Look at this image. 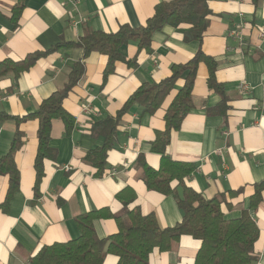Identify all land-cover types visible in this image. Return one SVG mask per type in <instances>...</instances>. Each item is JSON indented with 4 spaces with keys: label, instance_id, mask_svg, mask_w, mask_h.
Returning <instances> with one entry per match:
<instances>
[{
    "label": "crops",
    "instance_id": "obj_1",
    "mask_svg": "<svg viewBox=\"0 0 264 264\" xmlns=\"http://www.w3.org/2000/svg\"><path fill=\"white\" fill-rule=\"evenodd\" d=\"M17 1L0 0V62L21 61L58 43L76 41L90 30L115 32L123 24L144 25L158 3L170 0H25L15 26L12 15ZM209 6L210 24L201 43L185 40L187 24L166 26L153 34L149 50L139 49L138 41L129 42L123 54L128 60L136 58L137 66L118 60L106 77L108 56L96 51L89 54L85 74L64 100L75 126L67 134L64 122L53 120L50 146L55 157L44 161L38 187V120L19 125L12 119L0 121V158L10 150L16 130L23 134L15 153L19 186L7 204L10 177L0 175V264H30V257L44 245L79 235L76 216L101 208L119 213L126 200L130 208L154 213L161 228L181 222L179 182H172L175 194L148 189L139 156L147 165L160 167L162 156L153 151V141L165 129V113L184 85L186 73L154 114H143V108L134 104L123 115L103 176H95L97 169L84 157L104 143V137L91 134L95 120L116 115L141 84L169 77L174 64L188 62L199 48L217 61L215 76L224 91L221 94L209 85V67L200 62L193 108L181 127L172 131L166 154L196 165L185 178L187 186L207 198L226 193L222 209L228 218L239 217L249 208L255 184L264 180V0L257 7L253 0H211ZM237 25L243 30V41L230 34ZM82 56L80 47H62L37 60L19 77L11 73L2 77L0 113L24 116L34 111L64 87L70 67ZM242 83L250 90H243ZM86 105L91 108L85 110ZM114 169L116 174L111 175ZM239 189L238 194H229ZM250 213L259 227V238L254 246L256 260L249 264H264V190L258 207ZM95 228L100 237L118 231L113 218L96 220ZM201 244L191 235H182L170 250L154 249L149 264H195ZM118 260L117 255L107 254L103 264H118Z\"/></svg>",
    "mask_w": 264,
    "mask_h": 264
},
{
    "label": "trees",
    "instance_id": "obj_2",
    "mask_svg": "<svg viewBox=\"0 0 264 264\" xmlns=\"http://www.w3.org/2000/svg\"><path fill=\"white\" fill-rule=\"evenodd\" d=\"M24 1L18 0L13 10L12 20L15 21V26H18ZM210 1H162L155 6L154 15L144 25L133 27L123 24L115 32L90 30L76 41L58 43L45 51L29 54L21 61L5 59L0 62V79L10 73L19 77L37 60L57 49L80 47L83 51L82 58L70 67L68 81L64 87L45 98L34 111L24 116L0 113V121L12 119L17 125L30 119L39 122L38 150L35 160L36 187L43 176L44 161L55 157V150L50 146L53 120L61 119L67 134H70L75 126V117L64 108V100L85 74V60L89 54L96 51L108 56V65L104 72L106 77L113 71L114 63L118 60H126L131 67L137 66L136 58L128 60L123 54V48L129 42L138 41L139 49L149 50L153 34L166 26L178 27L187 24L189 28L185 31V40H196L201 43L210 24L212 14ZM253 2L257 7L260 0ZM200 62H205L209 67V85L222 94L223 86L217 82L215 76L217 61L199 48L188 62L174 64L169 77L159 82L141 84L116 115L95 120L91 125V134L94 137H104V143L90 149L84 157L86 163L97 169L95 176H103L108 151L118 139V125L123 115L134 104H139L143 108V114H154L173 90L177 80L186 73L184 85L178 90L165 113V129L157 132L153 141V151L162 156L160 167L156 169L147 165L142 159L143 156H139V163L143 166L142 178L148 189L162 194H175L176 187H172V182L175 180L179 182L178 187L182 192L177 196V201L183 213L181 222L161 228L154 213L144 214L139 207L130 208L131 202L129 203L128 200L123 202L119 213H113L108 208L93 209L75 217L79 230L76 238L67 242L44 245L30 257V264H103L107 254L117 255L118 264H149L150 254L154 249L168 251L182 235H191L202 242L196 254L195 264H249L256 260L254 246L259 238V227L253 220L250 210L257 208L261 202L264 180L255 184V193L250 197L249 208L242 210L239 217L228 218L222 209V205L227 203L226 193L207 198L187 186L185 178L193 173L196 165L175 161L166 154L172 131L181 127L184 118L193 108L192 92ZM223 100L226 101L227 98L223 97ZM22 137V132L17 129L10 150L0 158V175L10 177L6 204L19 186L15 153L22 144ZM239 192L240 189L230 191L229 194L235 195ZM104 218L115 219L118 231L100 237L95 228V221Z\"/></svg>",
    "mask_w": 264,
    "mask_h": 264
},
{
    "label": "built area",
    "instance_id": "obj_3",
    "mask_svg": "<svg viewBox=\"0 0 264 264\" xmlns=\"http://www.w3.org/2000/svg\"><path fill=\"white\" fill-rule=\"evenodd\" d=\"M73 3L75 4L76 1H73ZM263 33H264V32H263ZM230 34H231V35H234L235 37H237L240 41H243V40H244V33H243V30H242V28H241L240 25H237V27H236L233 31H231ZM241 88H242L243 90H245V91L250 90V86H249L247 83H242V84H241ZM89 108H91L89 105H86V106H85V110H87V109H89ZM224 151H225V148L220 149V150L218 151V153H219V154H223ZM66 168L69 169V166H66ZM110 174H111V175L116 174V169L112 170Z\"/></svg>",
    "mask_w": 264,
    "mask_h": 264
}]
</instances>
